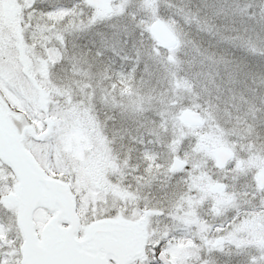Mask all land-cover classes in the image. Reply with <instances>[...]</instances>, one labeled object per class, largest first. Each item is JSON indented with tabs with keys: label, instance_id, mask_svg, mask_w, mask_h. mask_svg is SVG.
I'll use <instances>...</instances> for the list:
<instances>
[{
	"label": "snow or ice",
	"instance_id": "1",
	"mask_svg": "<svg viewBox=\"0 0 264 264\" xmlns=\"http://www.w3.org/2000/svg\"><path fill=\"white\" fill-rule=\"evenodd\" d=\"M0 264H264V0H0Z\"/></svg>",
	"mask_w": 264,
	"mask_h": 264
}]
</instances>
